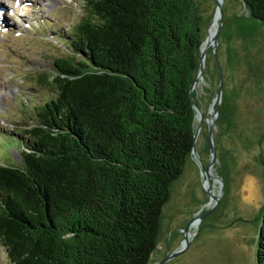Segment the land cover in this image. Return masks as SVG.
Instances as JSON below:
<instances>
[{
  "label": "trees",
  "instance_id": "16d2710c",
  "mask_svg": "<svg viewBox=\"0 0 264 264\" xmlns=\"http://www.w3.org/2000/svg\"><path fill=\"white\" fill-rule=\"evenodd\" d=\"M242 2L264 23V0ZM199 20L195 0H82L58 32L68 52L36 75L45 97L9 137L20 162L0 164L9 264L149 263L193 145Z\"/></svg>",
  "mask_w": 264,
  "mask_h": 264
},
{
  "label": "rangeland",
  "instance_id": "374dc122",
  "mask_svg": "<svg viewBox=\"0 0 264 264\" xmlns=\"http://www.w3.org/2000/svg\"><path fill=\"white\" fill-rule=\"evenodd\" d=\"M220 3L216 48L208 46L203 76L192 90L204 117L196 140L198 156H187L181 175L170 185L148 264L180 249L162 264H256L264 204V23L249 16L242 0ZM217 9L216 0H195L200 42L210 34ZM81 14L82 0L0 2V164L20 162V147L9 137L29 120L28 105L45 97L36 75L68 52L58 32L67 31ZM194 123L196 129L198 116ZM0 264H9L1 245Z\"/></svg>",
  "mask_w": 264,
  "mask_h": 264
},
{
  "label": "water",
  "instance_id": "95a60500",
  "mask_svg": "<svg viewBox=\"0 0 264 264\" xmlns=\"http://www.w3.org/2000/svg\"><path fill=\"white\" fill-rule=\"evenodd\" d=\"M216 1H217V8H218L216 16H218L220 18V21H219L218 25L215 27L213 33L209 34L208 37L205 39V41L201 42L200 45H199V63H198V68H197L196 75H195L193 81L190 84V90H189L190 95L192 93V90H193V88L195 86V83H196L197 79L200 76H203L202 75V71H203V66H204V61H205L206 51H207L208 46L212 45L213 49L216 48L215 40H216V38L218 36L217 35L218 31H219V29H220V27L222 25V23H221V14H222L221 13V9H222L221 8V3H220V0H216ZM218 99H219V95L217 96V102L214 103V106H213V111L214 112H216V110H217ZM191 100H192L193 108H194V111H195V119H196V116H198V123H197L196 129L194 130V134H193V145H192L191 153L197 155V153H196V140H197V135H198L199 128L201 127V123H202L204 117L201 116V112L199 111L198 106L195 103V101H194L192 96H191ZM215 117H216L215 115H212V121L215 119ZM211 123L212 122H210L209 124L211 125ZM211 132H212V129L210 127V132H209L210 139H211V134H212ZM211 143H212V148H213L212 140H211ZM213 158H214V156L211 158V160H213ZM208 191H210V189ZM187 231H188V227L185 228V236L187 235ZM180 251H181V249L169 253L165 258H163L157 264H162L163 262H165L166 260L170 259L172 256H174L175 254L179 253Z\"/></svg>",
  "mask_w": 264,
  "mask_h": 264
},
{
  "label": "bare ground",
  "instance_id": "6f19581e",
  "mask_svg": "<svg viewBox=\"0 0 264 264\" xmlns=\"http://www.w3.org/2000/svg\"><path fill=\"white\" fill-rule=\"evenodd\" d=\"M217 21H218V17L214 20V24H213V27L211 28L210 34L213 33V31H214L216 25L218 24ZM210 173H211V171H210ZM206 175H207L208 177H210V175H212V174H210V175L206 174ZM206 178H207V177H206ZM209 180H210V179H207V181H206L205 183L210 185V181H209ZM206 186H207V185H206ZM207 187H208V186H207ZM195 223H196V222H195ZM190 233H191V232H190Z\"/></svg>",
  "mask_w": 264,
  "mask_h": 264
}]
</instances>
